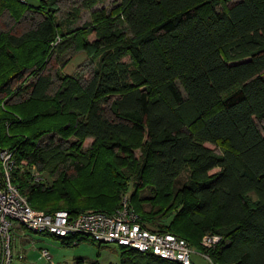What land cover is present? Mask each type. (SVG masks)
<instances>
[{
    "label": "trees",
    "instance_id": "1",
    "mask_svg": "<svg viewBox=\"0 0 264 264\" xmlns=\"http://www.w3.org/2000/svg\"><path fill=\"white\" fill-rule=\"evenodd\" d=\"M58 10L57 0H37L36 6L0 0V18L7 13L15 24L30 22L23 32L0 29V61L9 56L18 65L0 83V105L13 95L51 100L70 120L72 139L54 143L51 138L46 145L12 140L0 127V146L7 145L16 162L11 180L29 204L37 210L53 208L44 212H109L131 182L129 203L144 227L185 238L212 264H264V0H119L109 14L94 12V24L78 26H73L77 7L65 23L57 22ZM31 46L36 53L24 59L8 53ZM68 52L89 54L87 78L60 71ZM52 55L53 76L45 72ZM86 138L125 155L142 140L131 178L117 167L104 169L107 176L101 178L107 182L124 180L107 193L112 204L87 203L79 191L58 193L52 206L43 204L42 196L52 195L47 188L63 187L67 177L86 170L88 154L72 158L69 152ZM206 143L226 147L217 153ZM23 163L47 170L52 181L28 179ZM183 173L187 180L181 194L167 192ZM99 187L92 184L85 192ZM162 194L171 200L162 202ZM178 215H188L205 231L202 236L211 233L220 240L208 249L201 239L192 242L177 224ZM41 234L54 235L65 245L85 239L98 248L109 243L79 233ZM118 247L119 264H182Z\"/></svg>",
    "mask_w": 264,
    "mask_h": 264
},
{
    "label": "rangeland",
    "instance_id": "2",
    "mask_svg": "<svg viewBox=\"0 0 264 264\" xmlns=\"http://www.w3.org/2000/svg\"><path fill=\"white\" fill-rule=\"evenodd\" d=\"M29 4L36 6L37 0H26ZM83 1L93 2L91 8L84 6ZM119 0H57V6L59 8L56 20L57 22L65 23V18L68 12L71 11L72 7H77V20L73 26L82 25L87 22V24H94V17L92 14H101L103 11L109 14L114 11L115 5ZM88 3V4H89ZM76 9V8H74ZM12 27L13 30L18 29L17 32H23L30 27V22L28 19L21 20L18 23H14L13 20L8 16L7 13L2 15L0 18V29H8ZM90 40L94 39L92 35L88 37ZM61 39V35L58 34L57 40ZM9 54H14L16 58L24 59L28 55H34L36 52L33 47H22L8 49ZM8 54V55H9ZM67 63L60 66V63L56 66H60V71L64 74L73 75L76 73H81L85 78L90 74L89 54L85 52H68L66 55L62 56V60L68 59ZM55 56L52 55L46 65L45 72L54 75L55 66L53 61ZM18 65L14 64L9 56H4L0 61V83L6 77H8L12 72L16 71ZM70 120L66 116L59 113L57 106L51 100H35V99H24L22 97L11 96L9 98H4L0 105V127L3 129L4 135L13 139L17 137H22L26 139H33L42 145L49 144L52 141L54 143L61 142V138L72 139L68 136ZM260 126V124L258 123ZM13 131V132H12ZM141 139V138H140ZM142 140H136L133 145L132 152L128 155L121 153L119 150H110L101 143H93L92 138H86L82 141L80 146H74L69 148L71 157L74 158L76 155L84 156L88 154V163L85 167L86 170L82 171L80 175L72 174L68 178V182L61 187L57 183L56 189L47 188L52 191V195H43L41 200L43 204L51 205V201L54 202L55 195L61 192L85 194L87 203L105 202L112 204V197L107 198V193L111 192L115 183H122L124 180L116 178H108L107 180L101 177L107 176V167H117L119 170L124 171L125 175L131 178V171L134 170L136 160L140 159V143ZM206 146L212 148L215 152L219 153L220 150L226 147L225 143L210 144L206 143ZM1 148H8L7 145L0 146ZM124 155L123 158L121 156ZM21 166L24 169H28L30 174L27 173V178L37 182H43V177L49 183L52 181L50 174L47 170L42 169V167L37 165H31L29 163H23ZM101 167V168H100ZM214 169L213 171H216ZM212 171V172H213ZM32 174V175H31ZM56 174V172H55ZM62 174V172H61ZM39 177V178H38ZM42 177V180H41ZM36 180H35V179ZM180 182H176L167 188L168 191H173L174 193L178 191L181 194V187L187 180V175L183 173L180 177ZM38 179V180H37ZM131 183V182H130ZM128 183L127 190L120 193L129 195L130 189L134 188V185ZM98 184L100 187L98 189H93V192L99 193L98 195H90L85 192L88 188L91 190L90 185ZM50 185V184H49ZM51 193V192H50ZM159 198L160 201L168 203L171 198L164 197L163 194ZM190 198V197H189ZM119 199L114 203L119 202ZM179 204L178 199L172 200V203ZM55 203V202H54ZM33 205V204H32ZM52 206V205H51ZM34 209H38L33 205ZM57 207H63V204H57ZM147 208V206H146ZM53 209V208H49ZM49 209H41L43 212ZM90 209V208H88ZM92 209V208H91ZM95 209V208H93ZM40 210V209H39ZM40 210V211H41ZM173 214V213H172ZM214 212L209 214L210 222L214 220ZM177 224L179 227L188 232L192 236V242L195 240H200L203 238L205 231L199 228V226L192 220L189 219L188 215H183L181 218H177ZM176 229V228H174ZM177 233L183 235L180 231ZM202 237V238H201ZM190 239V238H189ZM98 248L97 243L89 239L82 240L76 245L61 244L59 240L55 238L54 235H46L35 233L25 227H21L17 224L14 225L12 231V253L13 259L12 264H119V247L116 243H101ZM193 252L191 254V260L193 264H212V262L199 251L197 245H193ZM44 249L49 254V259H46L41 255V250Z\"/></svg>",
    "mask_w": 264,
    "mask_h": 264
},
{
    "label": "built area",
    "instance_id": "3",
    "mask_svg": "<svg viewBox=\"0 0 264 264\" xmlns=\"http://www.w3.org/2000/svg\"><path fill=\"white\" fill-rule=\"evenodd\" d=\"M15 167L13 151L0 147V264H12L11 242L15 224L40 234L88 235L96 241L129 246L168 260L192 264V245L176 234L144 227L127 195L122 196L119 205L109 212L93 209L74 214L65 209L43 212L34 209L12 182ZM219 240L220 236L208 233L201 239V245L208 249ZM41 255L49 259L46 250L42 249Z\"/></svg>",
    "mask_w": 264,
    "mask_h": 264
}]
</instances>
